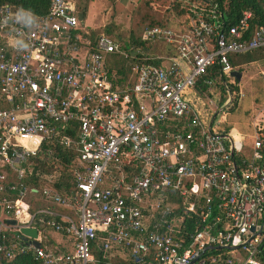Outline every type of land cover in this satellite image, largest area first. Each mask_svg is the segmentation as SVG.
I'll use <instances>...</instances> for the list:
<instances>
[{"label": "built area", "instance_id": "2783aa9c", "mask_svg": "<svg viewBox=\"0 0 264 264\" xmlns=\"http://www.w3.org/2000/svg\"><path fill=\"white\" fill-rule=\"evenodd\" d=\"M189 12L179 29L147 27L123 46L90 37L67 0L28 22L0 6V262L92 264L97 247L126 264H264V125L249 142L213 131L184 94L220 83L230 106L241 95L220 80L229 56L264 54V27L250 29V13L224 25L215 5ZM212 68L217 82L203 79ZM55 137L73 154L71 193L38 195L65 212L30 214L28 159ZM20 228L51 230L71 249L34 248Z\"/></svg>", "mask_w": 264, "mask_h": 264}, {"label": "rangeland", "instance_id": "374dc122", "mask_svg": "<svg viewBox=\"0 0 264 264\" xmlns=\"http://www.w3.org/2000/svg\"><path fill=\"white\" fill-rule=\"evenodd\" d=\"M74 6L77 17L80 19L82 12H85V20L81 23L87 31L96 34H105L118 43L125 41L129 36L138 37L144 28L152 27L150 23L158 22L165 24L169 20L170 28H179L184 17L176 15L171 8L174 0H67ZM80 21V20H79ZM154 24L153 26H155ZM156 44L153 48H156ZM112 61V60H111ZM112 69L118 70L121 61L118 59L109 63ZM188 70V69H187ZM264 70V60L243 65L240 69V81L237 92L243 99L237 107L230 111L232 106L225 107L226 97L219 99L217 95L195 101L194 110L207 125L210 120L213 131L219 133H237L245 142H249L253 136V125H264V87L261 82L260 72ZM130 81H133L131 76ZM217 91H215L216 94ZM185 98L194 99L189 91H185ZM243 136V137H241ZM49 186L50 183L44 181ZM36 200V201H34ZM39 198H32L29 201L31 206H49L47 202L39 201ZM51 206V205H50ZM36 208V207H35ZM1 219L4 218L0 216ZM25 217L19 219V222ZM51 230L40 232L37 241L55 238L57 235L49 234ZM108 258H115L122 261L121 251L111 250L106 253Z\"/></svg>", "mask_w": 264, "mask_h": 264}, {"label": "trees", "instance_id": "16d2710c", "mask_svg": "<svg viewBox=\"0 0 264 264\" xmlns=\"http://www.w3.org/2000/svg\"><path fill=\"white\" fill-rule=\"evenodd\" d=\"M48 2L49 0H0V6L7 5L11 7L12 10L18 14L21 20L28 22L31 19L43 16L46 13ZM214 5L215 9L221 14L222 22L224 25H232L238 19H240L244 13H250V29H253L257 26L264 27V0H174L171 8L176 15H179L180 17L181 15H183L184 19L181 22H185L188 20L187 16L191 14L189 10L192 7L195 9V12H197L200 9L208 11ZM84 18L85 12H82L79 20L83 21ZM150 24L151 26H153L154 24H156L155 26H173L169 24V20H166L165 24H161L158 22H152ZM172 29L177 30L179 28L172 27ZM88 32L90 37L99 35L91 31ZM108 34L109 31L105 30L104 35L109 36ZM126 43L140 45L137 43L136 38L131 36H129L125 41L123 40L121 42L123 46H125ZM263 60L264 54L260 51L237 56H229V62L232 66L233 72L237 73L239 76L240 69L243 65ZM151 63L156 64L155 61H152ZM117 73L122 74L121 66L118 68ZM217 78L218 72L216 71V68H212L208 71V73H206L205 76H203V79H212L214 82H217ZM220 78V80L226 81L227 83L230 80L233 81V83L231 84L228 83V90L231 93L237 92L239 80L235 79L232 75L230 77L222 76ZM214 86L215 87L212 92L214 90L217 91L220 95L219 99H222V97L225 98L226 92L222 84L215 83ZM195 88L197 89L198 95H192L194 99L189 98L191 105H193L198 99H205L206 97H210L212 95V92H209L207 90V87L202 86L201 83H198V86ZM242 99V95L240 97H237L235 101H233L230 105H233L232 108H230V111L234 110L237 107L236 105H238L239 101H241ZM60 142V137H55L51 140L46 141L45 143H42L39 150L37 151V154L34 157H30L28 159L30 176L25 181L28 190L24 200L28 205V212L30 214L34 213V211L39 206L29 205V200L32 198H40L38 192L41 191V188L46 186L41 178L42 175L50 174L53 171L59 172L60 177L58 180L50 184L51 188L63 195H69L71 193L68 179V169L71 161L73 160V154L66 147L60 144ZM3 171L8 175L10 174L6 169H3ZM36 172L38 173L37 175H35ZM50 205L48 207L45 206V208L47 207L50 209V207L53 206ZM4 221L8 223V221ZM13 231H15V233H17V235L21 237L18 230L14 229ZM26 240L28 239L26 238ZM92 257V264H126L124 261H121L119 259L108 258L107 255L99 251L97 247H92ZM261 260L264 261V251L262 252ZM0 264H35V262L30 253H16L10 261H1Z\"/></svg>", "mask_w": 264, "mask_h": 264}, {"label": "crops", "instance_id": "0c3cea01", "mask_svg": "<svg viewBox=\"0 0 264 264\" xmlns=\"http://www.w3.org/2000/svg\"><path fill=\"white\" fill-rule=\"evenodd\" d=\"M83 21H80V22H83ZM240 78H241V76H240ZM239 81H240V79H239ZM235 134H237V133H235ZM46 209H49V208L46 207ZM50 210H56V211H59L60 213L65 212L64 210H62L60 208H57V207H53V206L50 207ZM49 234H55L57 236L54 239L53 238H49V240L43 241L44 244H42V243L37 241V238H38L39 234L37 235V232H36V240L35 241L39 245H41L43 247H46V248H54L56 250H63V251H69L71 249L70 243H69V241H67V239L65 237H63V236H61L59 234H56L54 232H50ZM30 242H31V240H30Z\"/></svg>", "mask_w": 264, "mask_h": 264}, {"label": "water", "instance_id": "95a60500", "mask_svg": "<svg viewBox=\"0 0 264 264\" xmlns=\"http://www.w3.org/2000/svg\"><path fill=\"white\" fill-rule=\"evenodd\" d=\"M231 75L239 80V75L235 72L231 73ZM213 119V118H212ZM212 119L210 120L209 123L212 122ZM12 226H15V221H10L9 222ZM19 233L24 237V240L27 238V239H30L31 240V245L32 247L34 248H38L39 247V244L35 241L36 240V230L34 228H20L19 229Z\"/></svg>", "mask_w": 264, "mask_h": 264}, {"label": "clouds", "instance_id": "9594fccd", "mask_svg": "<svg viewBox=\"0 0 264 264\" xmlns=\"http://www.w3.org/2000/svg\"><path fill=\"white\" fill-rule=\"evenodd\" d=\"M250 264H252V262H250Z\"/></svg>", "mask_w": 264, "mask_h": 264}]
</instances>
